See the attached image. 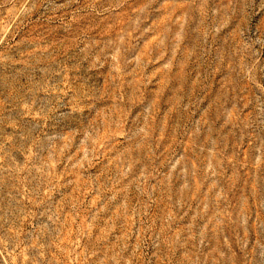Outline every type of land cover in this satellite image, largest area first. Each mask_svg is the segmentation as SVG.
<instances>
[{"label": "rangeland", "instance_id": "1", "mask_svg": "<svg viewBox=\"0 0 264 264\" xmlns=\"http://www.w3.org/2000/svg\"><path fill=\"white\" fill-rule=\"evenodd\" d=\"M0 264H264V0H0Z\"/></svg>", "mask_w": 264, "mask_h": 264}]
</instances>
